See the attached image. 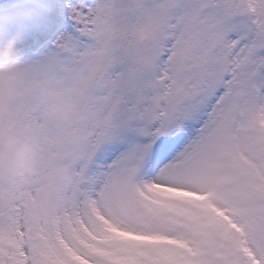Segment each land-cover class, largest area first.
I'll list each match as a JSON object with an SVG mask.
<instances>
[{"label": "snow or ice", "instance_id": "obj_1", "mask_svg": "<svg viewBox=\"0 0 264 264\" xmlns=\"http://www.w3.org/2000/svg\"><path fill=\"white\" fill-rule=\"evenodd\" d=\"M19 18L89 138L16 97L3 118L78 179L52 217L0 202V264H264V0L0 3Z\"/></svg>", "mask_w": 264, "mask_h": 264}, {"label": "clouds", "instance_id": "obj_2", "mask_svg": "<svg viewBox=\"0 0 264 264\" xmlns=\"http://www.w3.org/2000/svg\"><path fill=\"white\" fill-rule=\"evenodd\" d=\"M23 37L22 28L0 43V202L18 205L29 218L39 220L64 207L78 178L70 164L46 155L42 141L8 123L4 114L26 92L65 130L70 143L83 145L89 138L87 96L51 70L29 67L22 56Z\"/></svg>", "mask_w": 264, "mask_h": 264}, {"label": "rangeland", "instance_id": "obj_3", "mask_svg": "<svg viewBox=\"0 0 264 264\" xmlns=\"http://www.w3.org/2000/svg\"><path fill=\"white\" fill-rule=\"evenodd\" d=\"M0 3H3V0H0ZM19 19H23V18H19ZM0 22H3L2 19H0Z\"/></svg>", "mask_w": 264, "mask_h": 264}]
</instances>
